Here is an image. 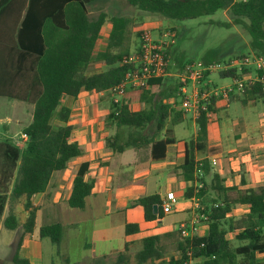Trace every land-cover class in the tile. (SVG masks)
<instances>
[{"label":"trees","instance_id":"obj_1","mask_svg":"<svg viewBox=\"0 0 264 264\" xmlns=\"http://www.w3.org/2000/svg\"><path fill=\"white\" fill-rule=\"evenodd\" d=\"M110 0H0V11L13 15L24 12V18L17 34V44L22 56H33L37 64L39 94L35 101L33 120L23 132L28 137L25 150L19 156L18 150L9 147L10 158L7 164L17 167V176L10 195L11 204L21 198L27 200L26 210L29 217L23 225V234L36 231V212L30 201L35 195L44 193L54 173L63 171L69 162L83 154L79 144L73 140L74 128L69 125L71 111L63 106L64 97L76 98L82 91L109 93L112 97L110 114L106 126L113 130L107 140V147L115 154H123L129 149H151L152 157L162 159L170 139H161L169 119L174 114L167 100L175 99L182 103L181 89L185 85L181 78L163 77L152 79L146 89L128 90L121 103L114 104L115 89L123 82L134 64H125L124 59L131 53L132 29L135 20L129 16L110 17L102 12L91 16L89 6ZM137 11L158 15L171 21L196 20L214 16L219 11L227 12L235 25H243L250 36L251 50L256 56L264 57V0H126ZM110 18L112 33L106 46L97 51L98 40L104 24ZM107 69L100 74L88 76V66L94 55ZM167 61L169 51L165 52ZM202 62L223 63L218 58H205ZM190 63V62H189ZM26 67H23L24 70ZM169 69V67H168ZM210 73L206 74V79ZM260 77L264 72L259 73ZM222 79H236L237 70L221 71ZM208 80V79H207ZM243 107L261 102L264 104V84L256 82L248 85L239 93ZM221 97H214L208 112H200L196 118L197 136L185 147V161L181 167L182 175L192 186L186 190V198L200 201V224L208 227L206 234H192L184 237L182 232L180 257L165 261V250L158 236L146 237L141 249L130 254L127 244L112 264H262L257 254L264 253V189L239 190L225 188L222 179L215 173L213 164L208 160H197V156L208 149L209 126L216 112V103ZM231 98V97H230ZM229 98V99H230ZM232 100V99H230ZM134 104H144L142 111H133ZM12 149V150H11ZM86 167H82L73 182L69 205L83 209L86 198L94 190V182L85 181ZM212 177L208 185L207 178ZM7 197H0V219L2 205ZM134 205L143 206L147 220H155L154 205L159 206V218L165 215L162 201L158 197H144ZM249 206V212L240 218L229 217L236 206ZM197 216V215H196ZM196 218V217H195ZM5 227L15 231L19 228L16 217L11 211L5 220ZM138 231L135 226L127 227V234ZM39 238H49L59 247L64 234L60 224L38 230ZM233 234L234 239L229 235ZM23 236L17 238L12 246V264H30L19 257ZM67 264H72L69 261Z\"/></svg>","mask_w":264,"mask_h":264},{"label":"crops","instance_id":"obj_2","mask_svg":"<svg viewBox=\"0 0 264 264\" xmlns=\"http://www.w3.org/2000/svg\"><path fill=\"white\" fill-rule=\"evenodd\" d=\"M113 2L122 9L129 6L126 0H110L108 4ZM99 5L89 6L91 16L102 12L111 18L117 15ZM23 18L24 12L13 15L0 11V197H7L0 219V264H6V259L12 256L13 244L21 236L19 257L30 264H44V243L51 240L39 238L37 233L43 227L56 224L63 226L64 234L59 247L51 242L52 253L63 249V264L67 261L72 264H112L127 244L130 254L135 255L141 249L143 239L150 236L161 238L165 261L178 259L182 242L179 228L183 223L193 222L200 205L198 199L186 198V190L192 183L185 180L181 171L186 144L197 136L198 126L197 117L185 114L173 98L166 101L174 114L161 136L173 143L167 147L164 158L155 159L151 149H129L123 154H115L107 147V140L113 135V130L106 126L112 100L109 93L82 91L76 98L64 97L62 104L71 111L69 125L74 128L73 140L83 154L69 162L65 170L54 173L44 193L31 198L36 212V231L23 234V225L29 217L25 207L27 200L23 197L16 204L10 201L20 160L15 168L7 164L12 160L8 146L18 150L19 156L26 148L28 137L23 131L32 123L39 94L36 60L32 55L23 57L16 42ZM136 26L135 21L132 33H137ZM112 28L109 18L101 31L97 51L103 50L108 43ZM131 42L133 53L139 40L134 44L132 37ZM23 67L26 68L22 70ZM106 69L95 54L86 74L92 76ZM212 76L210 74L206 79L210 88L222 90L234 83V79H230V83L220 85ZM238 94L218 99L216 112L211 115L208 149L199 154L197 160L208 159L211 163L216 160L213 169L225 188L264 189V104L257 102L243 107ZM131 109L142 111L145 105L134 104ZM82 167L87 168L84 178L94 182V190L86 198L83 209H74L69 200L73 182ZM211 180V176L207 178L208 185ZM153 196L158 197L163 206L169 204L170 211L159 218V206L154 205L153 215L157 218L149 221L144 207L134 203ZM11 211L19 224L15 231L4 224ZM248 212L249 206L239 205L229 217L240 218ZM129 226L137 227L138 231L127 234ZM207 229L206 224L201 223L198 234H206ZM229 238L234 239V235L230 234ZM257 259L264 264V253L257 254Z\"/></svg>","mask_w":264,"mask_h":264},{"label":"rangeland","instance_id":"obj_3","mask_svg":"<svg viewBox=\"0 0 264 264\" xmlns=\"http://www.w3.org/2000/svg\"><path fill=\"white\" fill-rule=\"evenodd\" d=\"M108 3L109 1L101 2L99 7H106L112 15L131 17L137 23V33L142 29L150 30L155 39L167 42L165 52L169 51L170 77L180 74L187 64L199 63L205 58H218L226 63L240 61L254 54L251 50L252 40L246 28L243 25H235L227 12L219 11L214 16L196 20L171 21L158 15L144 14L129 6L122 9L117 2L110 5ZM135 34L133 33L134 44L137 41ZM165 35L168 37L165 38ZM220 72H211L214 80L220 85L230 83V79L219 78ZM245 73L252 77L259 75V72L248 70ZM44 244V264H52V261L54 264H63V249L61 252L55 250L53 254L52 243L48 240ZM72 248L77 249L76 246ZM11 258L12 256L6 259V264H12Z\"/></svg>","mask_w":264,"mask_h":264},{"label":"built area","instance_id":"obj_4","mask_svg":"<svg viewBox=\"0 0 264 264\" xmlns=\"http://www.w3.org/2000/svg\"><path fill=\"white\" fill-rule=\"evenodd\" d=\"M165 38L168 35L164 36ZM167 42L163 39H155L152 31L144 30L141 36L139 51L131 57L124 59L125 64H134L135 68L128 72L123 82L115 89L113 102L116 105L121 103L124 93L128 90L146 89L152 79L170 76L169 62L167 61L165 51ZM237 70V78L234 79L232 86L219 90L208 87L205 83L207 73L214 71ZM249 72H264V57L254 54L248 55L240 61H228L226 63H211L209 65L203 62L187 64L183 71L177 75L185 84L181 89L182 103L181 109L185 114L198 116L200 112H208L211 101L214 97L228 99L230 94L242 93L248 85L256 82L264 84V75L260 77L246 74ZM211 116V114H210ZM27 137V136H25ZM213 166L217 161L212 162ZM201 209L200 205L197 207ZM165 212L170 211L169 204L164 206ZM200 219L207 220L203 214H197L192 223H183L179 230L184 237H189L199 231Z\"/></svg>","mask_w":264,"mask_h":264}]
</instances>
